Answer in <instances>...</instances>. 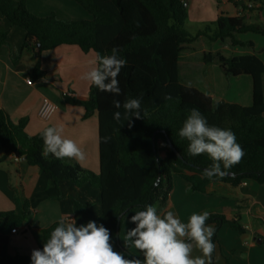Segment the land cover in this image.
<instances>
[{
  "label": "trees",
  "instance_id": "1",
  "mask_svg": "<svg viewBox=\"0 0 264 264\" xmlns=\"http://www.w3.org/2000/svg\"><path fill=\"white\" fill-rule=\"evenodd\" d=\"M72 1L82 6L91 18L61 20L53 13L40 17L28 9L24 0H0V48L6 44L7 31L2 25V18H6L11 25L25 30L20 52L12 61L16 62L22 51H28L33 61L28 71L32 80L45 75L40 62L42 52L60 44L77 45L84 52L93 50L101 55H110L113 48L120 50L127 63L117 77L121 88L119 96L94 86L89 88L85 99L64 94L66 102L84 107L83 118L93 113L98 116L99 171L84 168L75 159L46 155L43 132L29 135L25 131L26 119L14 123L2 108L0 149L9 146L10 151L24 157L29 165L46 173L51 185L65 180L76 186L87 183L98 189L101 214L97 219H81L84 205L72 200L76 224H86L90 220L102 224L110 232L112 248L116 247L126 259H142L141 253L135 255L121 246L116 235L117 219L130 218L147 205L157 207L161 214L166 213L173 175L185 179L189 191L199 192L212 181L238 185L253 180L264 184V61L254 54L225 56L220 51H210L203 56L206 63H217L226 77L251 76L252 100L249 105L216 100L196 87L183 84L178 68L182 44L191 43L198 36L205 35L210 41L229 38L232 45L253 47L252 42L240 41L236 35L244 32L264 34V26L250 24L241 16L220 13L214 22L191 34L184 27L187 18L185 0ZM247 1L258 4L257 11L264 7V0ZM137 97L141 98L143 118H131L132 127L127 121L120 127L113 120V113L118 111L113 107V101L119 100L123 104L126 99ZM193 108L204 115L210 125L231 129L245 152L223 178H204L203 171L212 164L211 158L207 154L190 155L188 141L178 135ZM168 140L181 158L169 147ZM7 156H0V161ZM158 175L159 183L153 187ZM209 213L207 223L216 229L215 245L218 228L223 222L243 231L237 221L238 215L227 219L221 213ZM30 216L27 200L14 210L0 211V264H31L30 256L8 251L7 235ZM57 222L42 229L40 249Z\"/></svg>",
  "mask_w": 264,
  "mask_h": 264
},
{
  "label": "crops",
  "instance_id": "2",
  "mask_svg": "<svg viewBox=\"0 0 264 264\" xmlns=\"http://www.w3.org/2000/svg\"><path fill=\"white\" fill-rule=\"evenodd\" d=\"M30 11L40 17L55 14L61 20L90 19V14L72 0H24ZM187 18L184 27L195 34L214 22L222 13L241 16L250 24L264 26V7L257 11L258 4L247 8L243 0H185ZM184 2V3H185ZM7 31L6 44L0 48V108L4 109L12 122L26 119L25 131L29 135L43 132L46 127L62 128V136L73 139L85 153V159L78 161L87 169L98 172L99 123L96 113L83 118L84 107L64 100V94L71 98L85 99L89 93V82L81 75L95 57V52H84L77 45L60 44L41 54V68L44 77L26 82L33 61L28 51H22L16 62L12 58L20 52L25 30L11 25L2 18ZM185 28V29H186ZM210 35L211 31H207ZM243 42H252L253 47L232 45L229 38L210 41L207 36H198L194 41L182 44L178 68L180 81L193 86L216 100H226L241 105H249L252 100V78L248 74L226 77L217 63H206L203 56L208 52L220 51L225 56L256 55L264 61V34L244 32L236 35ZM181 68V69H180ZM200 73L197 82L189 77ZM187 82H186V81ZM48 98L55 109L48 119L38 115L43 98ZM8 156L0 161V211L14 210L27 200L31 216L12 231L8 251L11 254L31 255L40 249L42 229L60 220L72 218V200L84 205L81 219H97L101 214L100 192L87 183L76 186L65 180L55 185L49 183L46 173L29 165L24 157L17 156L10 147L0 149V156ZM188 182L173 175L172 189L165 211H174L182 222H187L193 213L214 211L227 219L236 218L243 228L239 232L228 222L220 224L217 231V245L213 264H264V184L253 180L230 185L219 181L209 182L203 192L189 191ZM210 224V223H209ZM133 223L129 217H120L119 242L122 247L139 255V250L124 242V234ZM113 250L117 249L113 247ZM192 255H201L194 248Z\"/></svg>",
  "mask_w": 264,
  "mask_h": 264
},
{
  "label": "clouds",
  "instance_id": "3",
  "mask_svg": "<svg viewBox=\"0 0 264 264\" xmlns=\"http://www.w3.org/2000/svg\"><path fill=\"white\" fill-rule=\"evenodd\" d=\"M88 63L90 67L82 73L81 79L89 82L90 87L119 96L121 88L117 77L127 63L120 50L113 48L110 55L97 52ZM113 107L118 109L113 113V120L120 127L125 121L132 127L131 118H143L139 97L128 98L123 104L114 100ZM121 108L123 111H119ZM61 133L62 128L57 126L43 130L45 154L57 159L83 161L85 153L81 147ZM178 135L188 141L190 155L207 154L211 158L212 164L203 171V177L209 180L226 176L227 170L245 155L231 129L210 125L206 117L194 108L189 110ZM209 216L208 211L193 213L187 222H182L174 211L161 214L152 205L135 211L129 218L135 227L126 231L123 239L139 250L143 258L130 260L113 250L110 232L102 224L90 220L77 225L69 214L67 221L57 222L42 249L31 252L30 261L31 264H213L216 229L207 223ZM194 248H198L201 255L194 257Z\"/></svg>",
  "mask_w": 264,
  "mask_h": 264
},
{
  "label": "built area",
  "instance_id": "4",
  "mask_svg": "<svg viewBox=\"0 0 264 264\" xmlns=\"http://www.w3.org/2000/svg\"><path fill=\"white\" fill-rule=\"evenodd\" d=\"M243 5H245L247 8L254 7V3L252 1H247V0H243ZM26 82L28 84H31L32 83L31 78L27 77ZM54 109H55V105L48 98L45 97L42 99L41 105L38 109V115L42 119H48L52 114V112L54 111Z\"/></svg>",
  "mask_w": 264,
  "mask_h": 264
},
{
  "label": "water",
  "instance_id": "5",
  "mask_svg": "<svg viewBox=\"0 0 264 264\" xmlns=\"http://www.w3.org/2000/svg\"><path fill=\"white\" fill-rule=\"evenodd\" d=\"M186 5V2L184 3ZM155 134V133H154ZM168 145L169 147L172 149V151L179 157L181 158L180 154L176 151V149L174 148V146L172 145V143L168 140ZM153 146H154V141H153ZM155 151V149H154ZM205 170V169H204ZM229 174V173H228ZM231 175V174H230ZM159 180H160V176L158 175L155 182H154V185L153 187H155L158 183H159ZM119 224H120V217H118L117 219V233L116 235L118 236V233H119Z\"/></svg>",
  "mask_w": 264,
  "mask_h": 264
},
{
  "label": "rangeland",
  "instance_id": "6",
  "mask_svg": "<svg viewBox=\"0 0 264 264\" xmlns=\"http://www.w3.org/2000/svg\"><path fill=\"white\" fill-rule=\"evenodd\" d=\"M185 28H186V27H185ZM186 30H190V28L187 27ZM180 69H181V68H180ZM187 78H189V80H190L191 82H197V80L200 78V73H198V72L193 73V72H192V74H191L189 77H187ZM185 81H186V80H185ZM186 82H187V81H186ZM114 251H116V250H114Z\"/></svg>",
  "mask_w": 264,
  "mask_h": 264
}]
</instances>
